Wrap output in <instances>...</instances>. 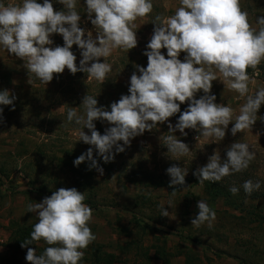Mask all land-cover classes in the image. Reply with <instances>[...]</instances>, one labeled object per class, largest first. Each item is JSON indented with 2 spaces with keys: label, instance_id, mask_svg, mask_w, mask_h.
Instances as JSON below:
<instances>
[{
  "label": "clouds",
  "instance_id": "obj_1",
  "mask_svg": "<svg viewBox=\"0 0 264 264\" xmlns=\"http://www.w3.org/2000/svg\"><path fill=\"white\" fill-rule=\"evenodd\" d=\"M56 3L63 8H55L53 0H19L7 5L0 0V47L23 61L28 72L46 85L65 69L73 75L87 73L89 79L103 84L112 71L107 58L114 50L129 53L137 48L135 21L153 12L152 0H83L86 19L96 29L94 35L81 27L84 21L77 11L78 0ZM179 5L171 16L154 17L152 35L142 53L147 66L133 65L128 94L108 106H98L97 97L85 95L83 113L74 108L67 111L68 122L79 126L78 141L91 146L73 161L75 167L88 162L90 171L95 169L103 176L104 168L98 160L114 161L134 138L165 123L174 135L163 137L167 149L164 155L170 158L167 153H171L178 161L191 150L177 138V131L186 137V129L195 130L199 133L196 139L203 137L220 144L230 124L235 137L252 129L257 120H264L257 115L264 104V88L249 95V84L254 81L248 73L249 68L255 70L264 61V16L256 17L260 26L257 30L250 24L248 12L242 10L241 0H179ZM55 35L62 37V46L55 44ZM74 45L79 50L78 64ZM217 80L246 98L238 115L233 108L216 102L212 87ZM15 100L9 90H0V123L5 122L4 106L14 110ZM172 117H176L175 124ZM96 121L107 125L103 134L97 130ZM254 159L249 144L234 142L226 148L223 159L214 150L208 162L192 174L201 185L205 181L220 182L246 170ZM188 172L176 164L168 167L169 186H184ZM259 186V179H248L229 191L235 195L242 188L251 194ZM85 199L75 187L59 188L41 202L28 205L27 211L38 217L31 238L21 245L27 248L28 264H81L83 250L96 239L89 226L93 210ZM167 206L171 208V203ZM197 210L191 225L207 223L211 228L215 211L203 200L197 201ZM160 215L169 217L163 205ZM41 240L48 247L37 255L36 248L28 245Z\"/></svg>",
  "mask_w": 264,
  "mask_h": 264
},
{
  "label": "rangeland",
  "instance_id": "obj_2",
  "mask_svg": "<svg viewBox=\"0 0 264 264\" xmlns=\"http://www.w3.org/2000/svg\"><path fill=\"white\" fill-rule=\"evenodd\" d=\"M3 2L7 5L18 3L19 0ZM152 2V13L161 7L172 11L168 16L173 15L180 6L179 0ZM241 7L248 12L252 27L258 30L260 26L256 17L264 16V0H241ZM79 8L83 11H78ZM77 11L84 21L81 27L91 30L95 35L96 29L86 19L84 3L77 5ZM152 22L148 16L135 21L137 49H144L150 40L154 27ZM53 39L56 45L63 44L60 35ZM72 50L77 55L78 64L79 50L75 45ZM124 53L122 50H114L106 62L110 63L111 58L116 59ZM0 65L13 69L12 85H6L7 90L12 94L33 95L35 99L39 97L35 105L27 106L14 115L4 110L5 122L0 123V264H28L25 259L27 248L21 245L31 236L24 239L23 228H20L21 232L15 231L24 226L33 229V225L38 222L36 214L29 213L27 207L51 195L38 191L43 184L49 190L75 187L84 193L86 199L91 201L90 204H96L93 207L85 203L93 210L89 226L96 239L83 250L81 264H166V259L160 258L161 254H166V258L168 256V264H264L263 217L259 218V224L250 213L235 210L224 201L215 203L209 200L201 184L188 186L182 192H173L174 186H169L170 177L163 186L135 184L128 176H120L118 171L108 174L105 169L103 176L95 170V174L86 179L73 177L66 169L59 168L61 162L57 157L60 154H51L50 150L39 153L38 145L41 141H54L55 149L76 141L79 139V128L73 129L61 116L64 112L62 100L57 101L58 98L51 94L38 96L32 93L31 89L40 83L39 80L28 72L23 61L9 54L3 47H0ZM256 71L249 75L254 81L249 84V95H254L258 88H264V75ZM119 80L125 81L126 78L122 76ZM212 93L216 95L217 103L233 108L235 115L239 114V108L246 102V98L239 97L238 93L219 80L213 82ZM257 115L264 116V104ZM170 120L175 124L174 117ZM95 123L96 127L101 125L99 132L103 134L107 125L100 121ZM231 127L230 124L220 144L211 143L210 139L203 137L196 139L199 133L195 130L186 129V137L177 131V138L188 144L191 152L176 161L177 158L172 157L171 153L167 155L172 160L164 155L167 149L163 137L174 135L168 131L165 123L152 132L146 131L142 136L134 138L119 159L127 163L123 167L128 170H133V165H130L132 163L139 168L155 169L158 173H166V169L173 164L191 171L192 168L205 165L214 150L223 159L228 146L234 142H243L249 144L250 151L255 153V159L250 162L254 172L264 178V120H257L252 129L238 133L235 137L231 135ZM198 200L205 201L216 213L211 228L207 223L200 227L191 225V219L198 211ZM169 202L171 208L167 206ZM256 204L263 209L264 215V199ZM161 205L167 208L169 217L160 215ZM33 244L48 247L43 240L34 241ZM28 247L34 248L32 245ZM36 254L42 253L36 251Z\"/></svg>",
  "mask_w": 264,
  "mask_h": 264
},
{
  "label": "trees",
  "instance_id": "obj_3",
  "mask_svg": "<svg viewBox=\"0 0 264 264\" xmlns=\"http://www.w3.org/2000/svg\"><path fill=\"white\" fill-rule=\"evenodd\" d=\"M54 7L57 9H62L63 6L56 3ZM83 0H78L77 5H83ZM82 2V3H81ZM81 7V6H80ZM156 13H151L148 17L151 21L154 20L156 15H160L162 17H166L172 11L166 10L165 8H156ZM78 11H83L82 8H79ZM58 35H55L57 38ZM59 45H63L60 44ZM144 49H132L129 53H124L119 57L111 58L110 64L112 65V71L108 74V79L102 84L97 82L96 80L89 79L87 73L78 72L75 75L71 74L69 71H66L63 74H59L58 77L54 76L53 81L50 82V85L46 86L44 83H38L36 87L31 89L32 93L39 95L42 94H51L52 97H57V101L62 100L64 106V112L61 114L62 117L65 118V122L72 126L73 129L79 128V126L75 125V123H70L67 120V111L70 108H74L78 113H83V105L82 99L85 95L95 96L98 99V106L104 105L108 106L112 102L119 100L122 94H128V82L130 79L131 74L135 70L133 65L139 64L141 66H147V57L144 56L142 53ZM256 70L260 71V74L264 75V61H262L255 70L249 68L248 73L249 75L254 74L257 72ZM125 77V81H120V77ZM12 78H13V69L7 65H0V90L6 89V85H12ZM76 90H79L75 92ZM73 94L74 96L70 95ZM78 94V96H77ZM81 94V97H80ZM202 94V93H201ZM16 96V100L14 101L15 108L12 110V106H4V110L12 112L13 115L17 112L19 113L21 110L26 108L27 106L32 107L37 103L39 97L35 99L33 95H23V94H14ZM50 97V96H49ZM187 105H182L181 110L183 111ZM178 115V114H177ZM176 119V117H174ZM97 122V121H96ZM101 125L98 124L97 130H101ZM72 129V128H71ZM32 132V131H31ZM35 133V131H33ZM71 141L68 142L69 144H64L58 146L55 149V142L50 143L48 141H41L40 145H38L39 153H46V150H50L51 154H60L57 158L58 161L61 162L60 167L61 169H66L67 172L71 173V176H79V178H89L95 174V169L89 170L88 169V162L82 163L79 167H75L73 165V161L79 157L81 154L85 153L90 145L84 144L82 141ZM37 144H35V147ZM55 156V155H54ZM122 156V153L116 154L114 161L110 163H104L102 159L98 160L100 165L106 170L109 174L118 171L120 176H128L129 180L135 184L145 183L147 185L153 186H163L168 182V177H170L166 173H158L155 169H148V168H139V166L135 164L133 165V170H128L127 167L124 168L123 165L127 164L125 161L119 159ZM95 157V152H94ZM118 157V159H117ZM135 169H141L136 171ZM254 167L250 163L249 167L240 172L235 173L231 176L225 177L220 182H208L205 181L202 185L204 186V193L206 197L213 201H224L227 203L229 207H232L235 210H239L245 214L250 213L251 215L255 216L256 222L259 223V218L262 216L264 219V215H262L263 209L260 208L256 202L264 199V178L260 177L254 172ZM196 169L192 168L191 171L188 172V175L185 178V185L184 186H174L176 192H182L188 186L199 184V181L196 176L192 173ZM252 179L255 181L256 179L260 180L259 188L255 189L251 194H246L243 189L239 191L238 194H232L229 189L233 185L239 187L243 184L245 180ZM38 189V188H37ZM46 192L48 194H52L55 190H49L48 187L43 184L38 189V191ZM91 201L85 199L84 203L90 204ZM90 206L96 207V204H90ZM264 221V220H263ZM260 224V223H259ZM20 228L24 230V239H28L33 229H29L27 226L19 227L16 229V233L21 232ZM22 241V240H21ZM32 247L36 248V251L43 253L46 247H41L38 244H33ZM159 250V249H158ZM161 254V253H160ZM160 258L166 259V264L170 263V259L165 257L166 254H161ZM91 264H94L93 262Z\"/></svg>",
  "mask_w": 264,
  "mask_h": 264
}]
</instances>
